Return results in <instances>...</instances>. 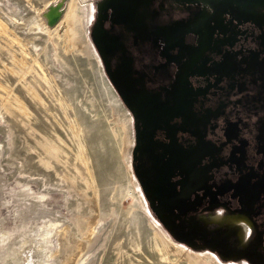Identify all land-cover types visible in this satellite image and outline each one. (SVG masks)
<instances>
[{"label": "rangeland", "instance_id": "rangeland-1", "mask_svg": "<svg viewBox=\"0 0 264 264\" xmlns=\"http://www.w3.org/2000/svg\"><path fill=\"white\" fill-rule=\"evenodd\" d=\"M113 1L0 0V264H264L262 224L243 238L223 201L178 218L145 177L142 71L127 66L140 49L108 19ZM57 2L67 18L47 29ZM158 2L164 22L203 10ZM194 224L206 232L185 239ZM224 229L237 237L216 246Z\"/></svg>", "mask_w": 264, "mask_h": 264}, {"label": "flooded vegetation", "instance_id": "flooded-vegetation-1", "mask_svg": "<svg viewBox=\"0 0 264 264\" xmlns=\"http://www.w3.org/2000/svg\"><path fill=\"white\" fill-rule=\"evenodd\" d=\"M178 2L203 10L190 20L164 22L170 15L163 2L114 0L108 17L114 26L136 28L131 41L140 50L131 52L127 66L142 71L136 97L144 175L178 218L206 204L229 203L245 238L253 224L264 226L263 5ZM147 20L154 23L151 31ZM111 42L123 43L117 35ZM223 221L217 216L213 223ZM183 229L192 241L206 232L199 224ZM236 237L224 229L214 242L230 244Z\"/></svg>", "mask_w": 264, "mask_h": 264}, {"label": "water", "instance_id": "water-1", "mask_svg": "<svg viewBox=\"0 0 264 264\" xmlns=\"http://www.w3.org/2000/svg\"><path fill=\"white\" fill-rule=\"evenodd\" d=\"M222 4H227L230 7H233L235 3H244V4H255V5H263L264 0H218ZM63 2H58L56 5L52 6L46 13L47 22L50 27H53L61 17V13H63ZM233 9V8H231ZM186 239V238H185Z\"/></svg>", "mask_w": 264, "mask_h": 264}, {"label": "bare ground", "instance_id": "bare-ground-1", "mask_svg": "<svg viewBox=\"0 0 264 264\" xmlns=\"http://www.w3.org/2000/svg\"><path fill=\"white\" fill-rule=\"evenodd\" d=\"M58 3V2H57ZM57 3H55V4H50L49 5V7L45 10V12L43 13V16H44V18H45V20L43 21V25L45 26V28H47V29H53V27H55L58 23H59V21L61 20V22L59 23V25L62 23H64V21H65V19L67 18L66 17V14H64V7H62V9H63V13H61V17H60V19L58 20V22L53 26V27H50L49 25H48V22H47V16H46V13H47V11L52 7V6H54V5H56ZM64 15V16H63ZM63 17V18H62ZM47 22V23H46ZM48 25V26H47ZM58 25V26H59ZM57 26V27H58ZM0 27H2V25L0 24ZM93 235V234H92ZM80 241V240H79ZM82 242H83V240H82ZM85 244V243H84ZM83 244V245H84ZM48 256V255H47ZM82 256V255H81ZM191 257V256H190ZM192 263L195 261H197V264H198V261H200V260H198V257H196V256H193L192 258ZM203 259V258H202ZM40 260V259H39ZM69 262V261H68ZM71 262V261H70ZM70 262H69V264H70Z\"/></svg>", "mask_w": 264, "mask_h": 264}]
</instances>
